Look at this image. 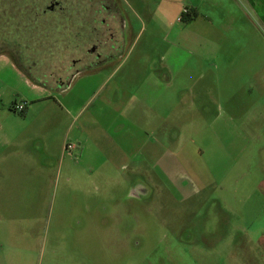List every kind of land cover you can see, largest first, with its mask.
Returning <instances> with one entry per match:
<instances>
[{
  "label": "crops",
  "instance_id": "0c3cea01",
  "mask_svg": "<svg viewBox=\"0 0 264 264\" xmlns=\"http://www.w3.org/2000/svg\"><path fill=\"white\" fill-rule=\"evenodd\" d=\"M116 1L118 18H112L109 27L129 35L125 56L110 57L103 66L80 72L56 94L31 81L13 60L14 72L0 79H25L31 87L16 102H26L25 117L12 123L0 120V251L4 250L2 239L9 238L6 231L12 235L9 249L13 253L22 250L17 238L36 239L37 224L45 216L44 190L53 182L52 176L58 184L63 174L67 195L56 210L47 259L52 264L59 256L58 264L88 260L99 264L102 240L111 248L118 235L115 229L101 230V224L111 220L101 213L106 182L120 183L121 192L126 190L125 197H131L134 184L127 175L134 168L143 170L154 159L149 164L152 175L164 177L169 188L184 172L177 154L182 149L177 146L181 132L194 144L190 156L196 157L208 148L210 132L220 136L218 129L239 128L245 108L254 107L256 97L264 96L257 85L248 90L231 87L245 80L264 82V73L247 72V64H264V0ZM208 3L221 6L217 27L209 17ZM183 8L189 13L178 20ZM216 34L220 42L213 39ZM119 46L118 42L112 48ZM214 46L222 47L223 81L217 106L223 114L219 119H212L211 113L215 91L208 64L214 58ZM5 57L10 58L0 54ZM69 141L77 144L72 154L64 151ZM140 189L147 192L144 186ZM17 192H28V196L19 199ZM22 222L27 223L26 236L15 232ZM254 238V262L228 264H264V230ZM109 251L116 256V247Z\"/></svg>",
  "mask_w": 264,
  "mask_h": 264
},
{
  "label": "rangeland",
  "instance_id": "374dc122",
  "mask_svg": "<svg viewBox=\"0 0 264 264\" xmlns=\"http://www.w3.org/2000/svg\"><path fill=\"white\" fill-rule=\"evenodd\" d=\"M51 1L18 0L15 5L18 22L9 25V0H0V50L11 58H0V79L14 72L11 67L13 60L31 79H39L54 87L51 92L56 94L60 83L58 79L66 83L76 70L84 71L85 62L94 57L88 50L98 37L106 38V32L105 25L93 20V0H56L60 2L59 8L43 12ZM121 4L127 9L125 3L121 1ZM206 9L211 10L208 16L217 27L222 18L221 6L208 3ZM97 17L103 18L104 14ZM135 33L132 35L135 36ZM126 34L121 46L111 52L113 58L125 56L128 52L130 37ZM219 34L212 36L215 41L220 42ZM145 35L146 32L141 38L144 39ZM159 40L162 41V38L159 37ZM184 51L188 52L187 49ZM261 54L264 56V47ZM221 56L222 47L214 46V58L208 64L213 73L211 86L215 91L212 119H219L223 114V108L217 106L221 103L223 81ZM250 70L263 74V61L261 64L257 61L247 64V72L250 73ZM24 80L12 76L0 81V120L12 123L25 117L24 113L13 109L22 95L31 90ZM238 85L245 90L256 85L264 90V82L254 84L245 80L231 87ZM255 103L254 107L252 104L245 108L244 120L239 128L231 125L218 129L220 136L210 132L208 148L196 157L190 156L194 144L186 141V132H181L177 136V146L182 149L177 154L184 172L178 175L175 183L168 177L173 184L169 188L164 185V177L159 179L152 175L149 164L153 165L154 159L149 160L143 170L134 168L133 174L127 175L128 181L132 177L134 184L131 197H125L126 190L121 192L120 183L106 182L107 190L101 192V213L102 216H111V220L102 223L101 230H116L118 235L116 242L112 240L111 248L116 247L117 252L111 257L110 244L102 240L99 264L254 262V237L259 230H264V96L256 97ZM201 145L197 139L196 146ZM52 177L53 182L44 190L45 216L37 224L36 239L26 236L29 230L24 226L27 223L22 222L15 232H22L21 236L26 237L15 240L22 250L13 253L9 249L12 235L6 231L9 238L2 239L4 250L0 251V264H52L47 259L52 245L50 230L60 199L67 195L63 174L58 184ZM141 186L146 188V193H141ZM26 193L17 192L16 195L22 199L28 196ZM72 194L77 196V192L72 191ZM17 209L20 208L14 206V210ZM50 213L52 218L48 226ZM60 258H56L54 264H58ZM83 264L91 262L88 260Z\"/></svg>",
  "mask_w": 264,
  "mask_h": 264
},
{
  "label": "flooded vegetation",
  "instance_id": "af4514ba",
  "mask_svg": "<svg viewBox=\"0 0 264 264\" xmlns=\"http://www.w3.org/2000/svg\"><path fill=\"white\" fill-rule=\"evenodd\" d=\"M94 5H93V20L95 23H102L105 25V32H106V38H100L98 37L96 39V42L92 45V47L88 50L94 57L87 60L85 62V70H93L96 69L100 66H103V64L107 61H109L110 57H112L111 52L115 49L112 47H115L116 43H122V40H124V35L125 32L123 30L119 29H114L109 27L112 18H118L116 13L117 9L119 8V4L117 3L116 0H93ZM96 6V7H95ZM55 7H60V2L53 0L50 2L49 5H46L45 12L46 10H53ZM100 14H104L103 18H98L97 16ZM122 17V16H121ZM119 16V18L121 19ZM95 32L98 31L96 30V27H94ZM123 31V32H122ZM98 33V32H97ZM122 36V37H121ZM112 43V45H110ZM107 47V48H106ZM19 59H21V56H18ZM80 72H83L82 70H76V72L72 73V76L70 77L72 80L77 74Z\"/></svg>",
  "mask_w": 264,
  "mask_h": 264
},
{
  "label": "trees",
  "instance_id": "16d2710c",
  "mask_svg": "<svg viewBox=\"0 0 264 264\" xmlns=\"http://www.w3.org/2000/svg\"><path fill=\"white\" fill-rule=\"evenodd\" d=\"M18 0H16V2L15 3H13V1L12 0H9V3H7V7H10L8 10H9V12H11V16H10V19H9V21H8V24L9 25H14V21H15V23H17L18 21L15 19L16 17V13H15V5H17L19 2H17ZM1 11H0V18H1ZM187 15V14H186ZM0 22H1V20H0ZM1 24H0V39H1ZM5 50V49H4ZM7 50V49H6ZM4 51H1L0 50V54H2ZM18 65V64H17ZM19 66V65H18ZM29 77V76H28ZM30 79H31V77H29ZM33 82H35V83H38V84H40V85H43V86H45V87H48V88H50V89H54V87H52V86H48V85H46L44 82H41L39 79H35V78H33V79H31ZM60 82L59 83V88L58 89H60V88H64V87H66V85H67V83H69L71 80H68L66 83H63L62 81H61V79H58L57 80V82Z\"/></svg>",
  "mask_w": 264,
  "mask_h": 264
},
{
  "label": "built area",
  "instance_id": "2783aa9c",
  "mask_svg": "<svg viewBox=\"0 0 264 264\" xmlns=\"http://www.w3.org/2000/svg\"><path fill=\"white\" fill-rule=\"evenodd\" d=\"M189 13L188 8H183L181 16L178 18L179 20H182L183 17ZM26 102H19L15 103L13 106V109L17 112L23 113L26 109ZM77 147V144L75 142L69 141L64 146V151L68 154H72V151Z\"/></svg>",
  "mask_w": 264,
  "mask_h": 264
},
{
  "label": "water",
  "instance_id": "95a60500",
  "mask_svg": "<svg viewBox=\"0 0 264 264\" xmlns=\"http://www.w3.org/2000/svg\"><path fill=\"white\" fill-rule=\"evenodd\" d=\"M69 83H70V82H69ZM69 83H67V85H66V86H68V85H69ZM141 193H143V194H144V193H146V192H144V190H142V191H141Z\"/></svg>",
  "mask_w": 264,
  "mask_h": 264
}]
</instances>
